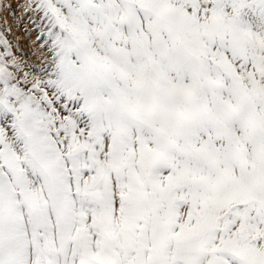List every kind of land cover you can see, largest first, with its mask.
Instances as JSON below:
<instances>
[{"label": "snow or ice", "instance_id": "snow-or-ice-1", "mask_svg": "<svg viewBox=\"0 0 264 264\" xmlns=\"http://www.w3.org/2000/svg\"><path fill=\"white\" fill-rule=\"evenodd\" d=\"M0 264H264V0H0Z\"/></svg>", "mask_w": 264, "mask_h": 264}, {"label": "bare ground", "instance_id": "bare-ground-1", "mask_svg": "<svg viewBox=\"0 0 264 264\" xmlns=\"http://www.w3.org/2000/svg\"><path fill=\"white\" fill-rule=\"evenodd\" d=\"M16 2L17 0H13V3ZM8 17V23L11 26L9 39L12 41L14 49L22 53L28 52V36L25 29L30 30L29 17L21 13L19 9H17L15 17L11 13L8 14Z\"/></svg>", "mask_w": 264, "mask_h": 264}]
</instances>
